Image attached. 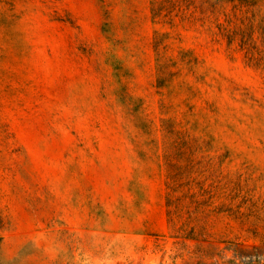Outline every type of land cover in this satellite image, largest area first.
I'll return each mask as SVG.
<instances>
[{
  "label": "rangeland",
  "instance_id": "374dc122",
  "mask_svg": "<svg viewBox=\"0 0 264 264\" xmlns=\"http://www.w3.org/2000/svg\"><path fill=\"white\" fill-rule=\"evenodd\" d=\"M0 264H264V0H0Z\"/></svg>",
  "mask_w": 264,
  "mask_h": 264
}]
</instances>
